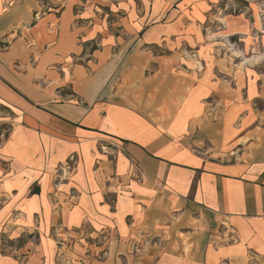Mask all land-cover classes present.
Wrapping results in <instances>:
<instances>
[{
	"label": "crops",
	"instance_id": "crops-1",
	"mask_svg": "<svg viewBox=\"0 0 264 264\" xmlns=\"http://www.w3.org/2000/svg\"><path fill=\"white\" fill-rule=\"evenodd\" d=\"M218 2L0 0V107L18 121L0 264H264V77L229 59L251 24L213 30ZM61 229L92 244L58 259Z\"/></svg>",
	"mask_w": 264,
	"mask_h": 264
},
{
	"label": "rangeland",
	"instance_id": "rangeland-1",
	"mask_svg": "<svg viewBox=\"0 0 264 264\" xmlns=\"http://www.w3.org/2000/svg\"><path fill=\"white\" fill-rule=\"evenodd\" d=\"M219 7L214 6L211 10L212 12V24L213 30H222L221 26L217 25L219 22V18L223 17L225 14L232 15H243V18L247 23L251 24V26H245V33L237 36L236 41H233L230 44L229 40L223 41L226 44L232 45L226 51H229V59L235 60L237 59V64L240 68L254 75H261L264 77V0H219ZM124 11L118 12L119 16H124ZM216 21V23L214 22ZM244 29V28H241ZM116 30L121 31V26L116 25ZM218 31V32H219ZM233 49H236L234 51ZM151 50L154 54H169L167 50H164L162 46H154L151 47ZM239 50V51H237ZM227 53V52H226ZM226 53H224V57H227ZM220 54V53H218ZM151 96V94H150ZM9 108L0 107V166L5 169H9L11 166V160L3 157L1 152L2 146L8 141L9 137L16 132L18 129V121L14 118L12 112H10ZM5 116L6 118L2 119L1 117ZM157 119L158 117H154ZM2 125V126H1ZM76 159L74 156H70L67 161L63 163H59L54 169L55 180L54 183L59 184L62 180V174L66 177V171H70L75 163ZM69 169V170H66ZM65 179V178H64ZM67 230V229H66ZM66 233L65 229L60 230V234L62 235ZM66 233V237L70 239V237L76 236L74 233ZM34 236L35 234L32 233ZM4 236V235H3ZM6 238H10L5 236ZM11 239V238H10ZM33 241L37 239V237L31 238ZM6 244V243H5ZM81 244V243H78ZM77 244V245H78ZM92 244V242H91ZM8 245V242L7 244ZM76 245H74L73 250ZM58 247V244H57ZM72 250V251H73ZM5 253H12L13 250L10 247L4 248ZM71 251V252H72ZM69 252V253H71ZM103 252V251H102ZM99 252L101 258H97V255H93L94 259L103 260L106 258V255L103 256V253Z\"/></svg>",
	"mask_w": 264,
	"mask_h": 264
},
{
	"label": "built area",
	"instance_id": "built-area-1",
	"mask_svg": "<svg viewBox=\"0 0 264 264\" xmlns=\"http://www.w3.org/2000/svg\"><path fill=\"white\" fill-rule=\"evenodd\" d=\"M76 234V233H75ZM67 235H59L58 236V240H57V244H58V252H57V257L58 259H65L66 258V253L71 252L73 250L74 245H77L78 243H81L83 240L85 241V243L87 244V246H89L91 244V238H86L85 235H81L79 236L78 234L74 237H70V239H68V237H66ZM89 250V249H88ZM88 253V251H87ZM103 256L106 255V252L103 251ZM97 258H101V255L98 253L96 254Z\"/></svg>",
	"mask_w": 264,
	"mask_h": 264
}]
</instances>
